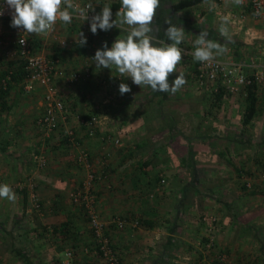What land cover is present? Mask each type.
Masks as SVG:
<instances>
[{
    "label": "crops",
    "instance_id": "crops-1",
    "mask_svg": "<svg viewBox=\"0 0 264 264\" xmlns=\"http://www.w3.org/2000/svg\"><path fill=\"white\" fill-rule=\"evenodd\" d=\"M80 1L98 11L108 4L114 16L121 7L120 0ZM178 1L161 0L154 20L159 38L166 39L165 20L171 17L185 29L180 47L187 51L195 50L202 29L225 44L218 29L227 15L232 41L217 58L243 60L250 64L244 68L248 74L264 73V28L248 5L214 0L210 9L202 0L174 10ZM90 27L80 19L68 25L57 22L48 35L31 36L32 50L59 59L71 72L82 70L105 42L111 48L127 34L116 27L93 34ZM80 31L87 37L85 48L78 45ZM0 37L15 42L9 21L0 20ZM3 52L0 71L14 60ZM197 64L185 55L177 73L170 75V84L179 72L186 75L187 83L175 94L138 86L131 77H121L115 93L103 80L114 81L118 72L98 69L95 61L88 80L70 84L58 78L73 111L48 140L36 124L44 110L42 88L27 92L22 83H13L6 96L0 93V184L10 185L16 194L14 202L0 198V264H105L83 207L71 198L88 173L75 157L81 147L89 151L96 174L102 167L108 172L107 178L95 180L94 191L121 264L215 263L205 250L211 231L204 215L219 216L211 230L227 264H264V92L257 90V111L245 123L247 100L223 89L215 92L211 82L198 83ZM121 83L131 91L121 95ZM96 105L104 122L89 136L76 114L87 115ZM67 127L74 129L77 143L65 138ZM109 134L119 136L121 144L102 139ZM35 153L48 158L45 168L37 167Z\"/></svg>",
    "mask_w": 264,
    "mask_h": 264
},
{
    "label": "clouds",
    "instance_id": "clouds-1",
    "mask_svg": "<svg viewBox=\"0 0 264 264\" xmlns=\"http://www.w3.org/2000/svg\"><path fill=\"white\" fill-rule=\"evenodd\" d=\"M120 3L116 18L112 19L113 13L108 4L103 5L102 12L89 17V11H94L91 3L80 6L75 0H3L0 16L6 6L11 10L13 28L44 36L54 30L57 22L68 25L74 18L90 20L93 34L98 29L108 31L113 27L119 28L127 34L119 36L111 48L105 42L103 48L96 51L93 60L97 68H114L119 76L131 77L138 86H150L153 91L170 94H175L187 83L184 72H179L174 81L169 82L170 75L177 73V66L185 55H191L196 62L210 64L227 53L225 44L232 41L228 28L230 17L225 15L221 17L218 29L225 44L210 38L208 30L202 29L194 41L195 50L189 52L180 47L185 42L184 27L173 23L171 17L165 20L169 25L164 32L166 39L158 37L159 28L154 27V20L161 0H120ZM206 3L210 9L216 6L214 0H206ZM232 3L242 5L244 0H232ZM19 43L24 44L25 40L21 39ZM79 44H87V37L82 31L79 32ZM119 90L123 95L130 92L131 87L121 83ZM0 198L14 202L16 194L10 185L0 184Z\"/></svg>",
    "mask_w": 264,
    "mask_h": 264
},
{
    "label": "built area",
    "instance_id": "built-area-1",
    "mask_svg": "<svg viewBox=\"0 0 264 264\" xmlns=\"http://www.w3.org/2000/svg\"><path fill=\"white\" fill-rule=\"evenodd\" d=\"M225 1V0H222ZM80 6L89 4L90 2H81L75 0ZM3 0H0V5ZM242 5H248L251 9V14L254 18L262 22L264 28V0H244ZM98 11L94 7V11H89V17L94 16ZM75 19V18H74ZM112 19H115L113 14ZM0 20H6L11 23L12 16L11 10L5 6V11ZM90 22V20H88ZM16 46H11L13 42L6 41L0 37V50L6 49V55L14 60H18L20 65H23L25 70L22 85L27 92H32L37 88H42L44 96V110L40 117L37 119L36 124L42 131V138L48 140L59 129H61L70 119L72 111L69 103L62 96L59 87L56 83L58 78H64L70 84L80 81L88 80L92 77V62L95 53H91L82 70H75L67 72L60 64L57 58H49L44 54L34 53L31 46V36L23 32L22 29L13 28ZM25 40L24 44H20V40ZM11 44V45H10ZM250 66L245 61L239 60L237 62H227L216 58L215 61L209 63L198 62L196 80L200 84L211 82L214 86L215 92L223 89L226 94H241L244 99L248 98V87L252 85L258 86L264 92V73L262 71H254L248 74L244 68ZM254 66V65H252ZM17 66L8 68L7 74L0 80V89H7L9 84H13V74ZM121 79L119 76L114 81L104 79L103 84L113 87L114 92L118 90V81ZM80 125H84L86 133L89 136H94L97 127L104 122L102 109L96 105L94 109L87 113V115L76 114ZM65 138L72 144L77 143V136L74 129L67 127L65 130ZM103 140H110L114 144H121L119 136L113 134L106 135ZM76 159L79 164H83L88 173L82 184L71 193L73 202L83 207L85 216L89 221L90 228L93 232L97 252L100 254L105 264H121L118 251L114 248L110 237L107 234V224L101 218L96 192L94 191L95 180L100 178H107L108 172L102 167L100 174H96L93 170V162L89 151L85 148H80L76 154ZM34 162L38 168H45L48 164V158L43 154L35 153L33 155ZM103 163V162H102ZM164 181V180H163ZM251 186L250 182L247 184ZM31 186H34L32 183ZM35 206L40 208V202L33 195ZM202 220L209 225L208 231H211V236L207 242V247L212 248L215 245V237L212 233L211 227L218 220L216 216L204 215ZM217 264H227V256L222 253L217 257Z\"/></svg>",
    "mask_w": 264,
    "mask_h": 264
},
{
    "label": "trees",
    "instance_id": "trees-1",
    "mask_svg": "<svg viewBox=\"0 0 264 264\" xmlns=\"http://www.w3.org/2000/svg\"><path fill=\"white\" fill-rule=\"evenodd\" d=\"M201 1L202 0H179L177 3L173 4V9L182 10V9L190 8L200 3ZM118 7H119L118 4L114 6L115 9ZM13 46L15 47L16 44L13 43ZM81 46L84 48L86 47V45H81ZM12 66H17V67H14L15 72L12 77L13 82L21 83L25 70L23 68V65L19 64L18 60L9 61V63L6 66H4L3 70L0 71V80L7 74L8 68ZM11 88H12V84H9L7 89H0V93L2 97L6 96L10 92ZM257 90H258V86L256 85H252L248 87V98L246 99L248 104H247V108H246L245 115H244L245 123H249L257 111L256 109L257 100H258ZM217 263L218 262L216 261L215 264Z\"/></svg>",
    "mask_w": 264,
    "mask_h": 264
},
{
    "label": "rangeland",
    "instance_id": "rangeland-1",
    "mask_svg": "<svg viewBox=\"0 0 264 264\" xmlns=\"http://www.w3.org/2000/svg\"><path fill=\"white\" fill-rule=\"evenodd\" d=\"M12 30H13V27H12ZM33 35V34H32ZM12 44V45H11ZM10 45L11 46H13V43H11ZM3 51H7L6 49H2V52ZM4 53V52H3ZM5 54V53H4ZM4 67V66H3ZM250 184H251V182H250ZM255 186H257L258 187V185L257 184H254ZM254 186H252V184H251V186H249V188H253ZM256 187V188H257ZM253 192V191H252ZM258 195H259V191H258ZM252 205H254L255 206V204H251V205H249L248 206V208L249 209H253V207H252ZM203 207H204V209H205V206L203 205ZM206 208H208V207H206ZM212 208V207H211ZM203 209V212L204 211H209V212H212V211H210L209 209H207V210H204ZM215 210H218V208H216ZM216 212V211H215ZM217 213H219V212H217ZM216 216H218V215H216ZM219 217V216H218ZM214 237H215V240H216V242H215V245L212 247V248H209V247H206L205 248V250H209L210 251V255H213L214 256V258H215V260L217 261V257H218V255L219 254H222V253H226L225 251H223V249H221L220 247H219V245H218V242H219V240L217 239V236H216V234L214 235ZM217 240H218V242H217ZM211 250H213V251H211ZM209 255V254H208ZM226 255V254H225ZM212 259V258H211ZM207 260V262H208V264H215L214 263V260L212 261V260H209V259H206ZM203 264V263H202ZM244 264H254V263H251V260H249L248 262H245ZM257 264V263H256Z\"/></svg>",
    "mask_w": 264,
    "mask_h": 264
}]
</instances>
